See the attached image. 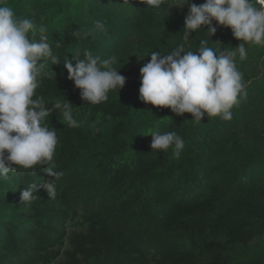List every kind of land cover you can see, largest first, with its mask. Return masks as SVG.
<instances>
[{"label": "trees", "instance_id": "16d2710c", "mask_svg": "<svg viewBox=\"0 0 264 264\" xmlns=\"http://www.w3.org/2000/svg\"><path fill=\"white\" fill-rule=\"evenodd\" d=\"M3 2L47 28L60 63L45 62L33 98L49 108L66 99L78 126L58 110L43 122L58 140L47 166L62 176L37 165L0 178V264H264V47L246 46L247 59L237 57L247 95L232 119L197 123L138 97L151 52L167 55L182 43L189 5L205 0L170 9L171 0L158 9L141 0ZM78 28L86 38L71 35ZM202 39L214 49L241 43L230 28L218 26L210 38L205 27L190 33L185 51L196 52ZM85 49L115 57L126 78L96 105L81 99L63 66ZM153 131L181 136L179 157L172 148L152 151ZM47 180L55 199L41 187ZM35 182L38 199L21 203Z\"/></svg>", "mask_w": 264, "mask_h": 264}, {"label": "clouds", "instance_id": "9594fccd", "mask_svg": "<svg viewBox=\"0 0 264 264\" xmlns=\"http://www.w3.org/2000/svg\"><path fill=\"white\" fill-rule=\"evenodd\" d=\"M141 2L158 9L167 0ZM188 3L189 0H171L169 9ZM95 24L103 30L101 21L97 20ZM218 26L230 28L233 37L241 43L235 48L219 43L221 46L214 49L208 40L202 39L196 52L185 51L191 32L197 33L206 27L211 38ZM71 35L86 38L88 33L78 28ZM182 39L183 42L167 55L151 52L150 61L140 68L139 100L170 108L178 116L190 113L197 123L205 115L231 120V109L239 103V98L247 95L237 57L240 61L247 59L246 46L264 47V0L192 3L185 17ZM56 46L59 47V43ZM80 57L79 51L72 55V60L66 56L63 66L67 69V78L80 90L83 101L100 104L108 100L110 91L123 88L126 78L113 67L115 57L101 59L88 49L84 50L83 58ZM48 60L52 65L60 63L49 43L47 28L44 25L37 27L30 18L18 16L0 0V178L35 169L37 165L41 168L51 164L58 143L57 134L43 122L52 112L58 110L69 127L78 126L73 106L66 99L55 101L49 108L43 97L33 98ZM150 135L152 151L164 152L172 148L173 155L179 157L184 141L176 132L153 131ZM45 171L51 178L63 175L53 167L47 166ZM49 180L41 187L48 198L55 199L56 189ZM37 191L36 182L29 184L21 192V203L30 204L38 199Z\"/></svg>", "mask_w": 264, "mask_h": 264}]
</instances>
